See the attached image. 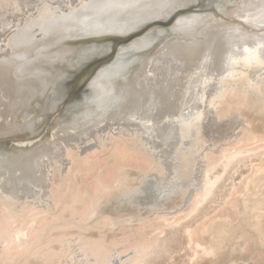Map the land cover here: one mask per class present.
<instances>
[{
  "label": "bare ground",
  "instance_id": "6f19581e",
  "mask_svg": "<svg viewBox=\"0 0 264 264\" xmlns=\"http://www.w3.org/2000/svg\"><path fill=\"white\" fill-rule=\"evenodd\" d=\"M170 1L168 18L189 14V0H0V264H152L179 233L189 264L264 246V0L235 11L250 31L190 13L124 47ZM110 38L127 42L115 62L75 77L91 51L34 54ZM75 94L34 146L51 121L33 115Z\"/></svg>",
  "mask_w": 264,
  "mask_h": 264
},
{
  "label": "rangeland",
  "instance_id": "374dc122",
  "mask_svg": "<svg viewBox=\"0 0 264 264\" xmlns=\"http://www.w3.org/2000/svg\"><path fill=\"white\" fill-rule=\"evenodd\" d=\"M219 1H218L219 4H217V5H211V4L206 5L205 6L206 8L202 9L201 11H198L199 10L198 7L202 5V0H189L188 6H190V8H191V9H189L190 11H188L189 14L186 11L179 12L178 14H175L173 16L172 20L169 21L168 23H166V25L161 26L159 28H157L156 26H151L148 29L144 30L142 33L135 35V34L139 33L141 30H143V28L145 26H147L149 23H151V21H155L157 18H161V17H163L164 19L168 18V16L170 15V12L168 9L172 5L171 4L172 1L167 2V4L163 6V9L160 12V14H158V15L156 14L153 17L145 19L142 23L135 25L131 30H129L128 34H126L125 36L122 37V38H127V37L134 34V36L131 37L130 43L124 47H129V46H131L132 42H136L138 39H142L141 38L142 36H140V35H143V36L149 35V34H145L148 31L156 32V33L162 32V30L170 31V28L173 27L174 25H176L178 18L180 16H183V15L187 16V15L193 14V16H195V18L197 16L199 19H202V20L209 19V23H206L208 26L222 27L223 29L230 31V32H232L234 30H239V31H243V32L251 30L249 25H247V23L243 19H241L235 15V11L241 8L242 0H223L221 2V4ZM197 2H200V5H196ZM175 10H179V8L175 9ZM195 11H197V12H195ZM211 11H213V12L217 11L218 14L213 15V16H209V18H207L209 15L208 13L209 12L211 13ZM258 32H259V30L257 31V34H258ZM150 36H154V35H150ZM70 43H72V41ZM53 44H47V45H44L40 49L38 48L34 53L35 56L41 54L39 56H40V58L42 57L41 60H42V62H44L45 60L47 61V59L50 60V58L51 59L60 58L62 55H64L65 52H67L69 54L78 55V54L84 53L86 51H91L90 57L88 59L82 60L83 63L81 62V64L78 67H76L72 70L71 74L73 75V77L82 73L83 69L87 65L94 63L95 62L94 60H96L100 56H102L105 53V51L107 50V48H106V50H104L105 49L104 46L94 45V44H91L90 46L85 44L83 46L73 48V47L67 46L66 41H65V43L56 44L51 49L45 50V48L47 46L53 45ZM152 50H151V52L154 51V50L153 51ZM134 55L137 56L138 53L134 54ZM31 59H33V58H30L29 60H31ZM115 60H116V58L114 57L112 61L110 60V61H106V62L102 63L101 68H105L106 66L112 65L115 62ZM85 64H87V65L83 67V65H85ZM78 98H79L78 95L73 96L71 98V100L66 102V104L60 108L61 110L57 114H53L52 116L51 115L49 116L48 114L46 115V111H44V110L40 111L39 113H35L33 115V117L35 119H40L41 121L45 119V122H48L47 118H49V120L51 121L48 124L47 131L43 135L42 139L39 140V142H36L34 144V146H36L37 144L40 145L41 142L42 143L46 142V140L49 139L50 132L52 131V127L54 126L56 121L61 120L65 116L67 108L70 105L74 104L78 100ZM41 100L43 102L47 101L48 100V94L45 96L44 99H41ZM4 141H5V139H0V148L3 147ZM49 144L50 143H48L47 145H49ZM242 169H241L242 171L240 170V173H244L247 171L246 168L242 167ZM238 179H239V175L237 174L235 176L234 183H237ZM228 184H230V183H228ZM179 234L180 235L177 238H175V240H173L174 242H173V244H171V247L168 250V254L157 259V260H155L152 264H189L188 257H190V255L192 256V252H189L188 249L186 248V241H185L184 236L181 233H179ZM56 247H58V246H56ZM35 260L31 261V262H36ZM37 262H39V261L37 260ZM194 264H264V246H261L258 243H256V244L251 243L250 246L246 247L243 251H240L239 247L234 246V248L231 250V253L229 255L225 254L223 256H220L217 260H215L213 262L201 261V262H195Z\"/></svg>",
  "mask_w": 264,
  "mask_h": 264
},
{
  "label": "water",
  "instance_id": "95a60500",
  "mask_svg": "<svg viewBox=\"0 0 264 264\" xmlns=\"http://www.w3.org/2000/svg\"><path fill=\"white\" fill-rule=\"evenodd\" d=\"M219 0H202V5L198 7V11H201L202 9L206 8L205 6L206 5H217L219 3H217ZM223 0H220V4ZM179 12H184V9H182L181 11H176L173 13L172 16H170L168 19H164L163 17L161 18H157L155 21H151V23H149L146 27L143 28V30H141L139 33L135 34V35H138L140 33H142L144 30L148 29L149 27L151 26H156L157 28L161 27V26H164L166 25V23H168L169 21L172 20L173 16L175 14H178ZM164 31L165 32H168L167 30H162V32ZM145 34H152V35H157L158 32H147ZM93 42V41H92ZM104 42V41H103ZM127 42L124 41V40H120L118 38H110L108 40L105 41V43H102L103 46L105 48H107V50L105 51V53L100 56L98 59L94 60L95 62H97L96 64H101V63H104L106 61H112L114 56H116V50L118 49V47H120L121 45H124L126 44ZM117 47V48H116ZM88 64V63H87ZM87 64L83 65L86 66ZM68 86V85H67ZM78 94H75L74 96H77Z\"/></svg>",
  "mask_w": 264,
  "mask_h": 264
}]
</instances>
